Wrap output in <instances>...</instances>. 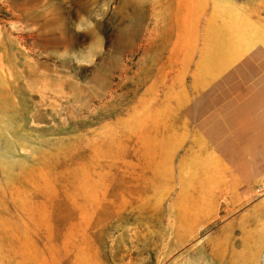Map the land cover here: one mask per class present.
Segmentation results:
<instances>
[{
  "label": "rangeland",
  "instance_id": "374dc122",
  "mask_svg": "<svg viewBox=\"0 0 264 264\" xmlns=\"http://www.w3.org/2000/svg\"><path fill=\"white\" fill-rule=\"evenodd\" d=\"M249 28L264 42V0H0V264L15 237L65 236L106 264H264V232L172 163L168 121L181 77L209 48L223 74Z\"/></svg>",
  "mask_w": 264,
  "mask_h": 264
},
{
  "label": "crops",
  "instance_id": "0c3cea01",
  "mask_svg": "<svg viewBox=\"0 0 264 264\" xmlns=\"http://www.w3.org/2000/svg\"><path fill=\"white\" fill-rule=\"evenodd\" d=\"M247 33L252 41L223 74L213 73L209 48L199 66H209L211 71L181 77L178 91L169 96L168 121L177 124L181 137L172 163L178 157L179 171L189 174L193 169L200 178L212 179L217 210L225 200L229 221L243 218L248 220L244 224L248 232L263 233L264 195L259 196L256 187L261 185L264 192V42L256 29ZM241 66H247V73H235ZM27 244L29 248L22 237L9 240L3 253L7 264H34L33 249L50 264H79L82 255L106 264L92 236L50 238L42 245L31 238Z\"/></svg>",
  "mask_w": 264,
  "mask_h": 264
},
{
  "label": "built area",
  "instance_id": "2783aa9c",
  "mask_svg": "<svg viewBox=\"0 0 264 264\" xmlns=\"http://www.w3.org/2000/svg\"><path fill=\"white\" fill-rule=\"evenodd\" d=\"M256 191H257V193L259 194V196H261V195L264 194V192H263V187H262L261 185H258V186L256 187Z\"/></svg>",
  "mask_w": 264,
  "mask_h": 264
}]
</instances>
